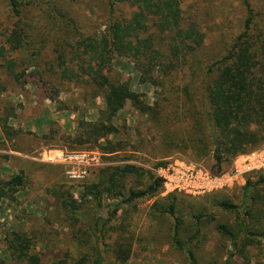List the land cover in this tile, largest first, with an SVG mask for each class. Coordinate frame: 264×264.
<instances>
[{"label":"rangeland","instance_id":"374dc122","mask_svg":"<svg viewBox=\"0 0 264 264\" xmlns=\"http://www.w3.org/2000/svg\"><path fill=\"white\" fill-rule=\"evenodd\" d=\"M249 1L258 28L255 34L258 35L264 30V0ZM24 2H31L25 12L33 21L41 15L54 14L51 12L55 10L68 11L80 24L84 38L102 35L107 28V0H41L39 5L34 0ZM180 2L184 24H195L206 37V60L221 54L224 47L243 31L246 20L243 0ZM120 11L126 17L132 14L128 6L121 7ZM13 21L7 2L0 0V45L6 44L7 31ZM63 53L65 63L77 69L73 52L68 48ZM12 58L19 64L16 72L22 74V79L17 82L16 77L7 72L5 63L0 61V175L9 180L25 169L31 179L29 186L14 200L0 205V264H19L8 257L10 238L15 231L25 232L36 239V250L44 264H52L54 259L55 263L62 260L72 245L69 238L72 232L59 198L63 194L68 201H85V186L96 181L98 172L105 166L129 164L145 170L146 176L129 178L135 190H144L151 182L160 179L159 169L169 164L180 170H205L218 177L231 174L235 159L225 167L224 172L215 174V163L210 156L199 158L190 151L172 153L163 144L159 145L161 138L150 117L141 114L137 105L129 101L120 107L117 118L112 121L120 131L119 136L103 135L101 138L102 144L108 138L126 147L111 161L99 150L81 148L72 151L62 145L64 141L56 143L43 139L48 134L34 133L41 132L40 125L74 138L80 121H98L100 111L105 109L103 99L95 95L93 86L61 79V60L52 48L42 49L41 56L36 60L38 70L29 65L26 58L22 59L21 53H10L8 59ZM141 68L144 73L125 53H120L108 64L107 74L112 83L127 85L147 105L161 103L162 90L156 87L154 80L162 76L161 72H149L145 65ZM147 72L153 79H149ZM40 76L47 87L40 82ZM48 98L54 100L46 102ZM3 124L19 135L10 141L4 134ZM18 151L22 155L20 158L11 156L9 161L3 158L9 156L4 153ZM248 181L253 188L247 198ZM224 202L236 206L238 210L224 211L220 207ZM172 203L176 204L178 222L176 218L162 213ZM91 213L95 214L93 207ZM97 217L110 230L105 239L107 244L121 238L132 245V256L126 264H191L187 253L176 246L174 238L194 253L197 264H226L228 260L230 264H264V183H260L258 175L230 180L220 191L197 196L175 192L172 187L167 189L163 184L159 194L130 205L104 195L95 219ZM222 226L236 236L222 235ZM52 231L62 236L59 243L61 251L56 247L48 249L43 244ZM251 233L255 236L252 237ZM194 236L196 238L191 241ZM244 237L253 242L247 247L246 256L238 251ZM236 238L239 241L237 249L233 247ZM104 257L107 264H121L113 263L110 253H105Z\"/></svg>","mask_w":264,"mask_h":264},{"label":"trees","instance_id":"16d2710c","mask_svg":"<svg viewBox=\"0 0 264 264\" xmlns=\"http://www.w3.org/2000/svg\"><path fill=\"white\" fill-rule=\"evenodd\" d=\"M5 1L14 19L7 31L6 44L0 45V61L5 63L7 72L16 77L17 82L22 79V74L16 72L19 70L17 60L8 59L10 53H21L22 59L26 58L27 63L38 70L36 60L41 56L42 49L52 48L61 60V79L93 86L95 95L101 96L105 105L98 121L78 123L74 138L60 135L52 129L43 139L56 143L64 141L62 145L72 151L81 148L99 150L111 161L126 147L108 138L102 144L101 138L103 135L119 136L120 131L112 121L117 118L120 107L129 101L137 105L141 114L150 117L161 138L159 145L163 144L172 153L190 151L199 158L210 156L215 163V174L224 172L225 167L238 156L263 147L264 30L255 34L258 28L249 0H243L246 11L243 31L224 47L221 54L207 60L204 51L206 37L195 24H184L180 0H107L109 20L105 32L87 38H84L78 21L66 10H55L51 12L54 14L41 15L33 21L25 12L31 2ZM34 1L39 5L41 0ZM123 6L132 9L129 17L120 11ZM68 48L75 56L77 69L65 63L63 52ZM120 53L132 59L142 73V65L147 66L149 72H161L162 76L154 79L156 87L162 90L161 103L149 106L127 85L112 83L107 74L108 64ZM39 79L44 82L41 76ZM149 79L153 78L150 76ZM42 84L46 86L45 82ZM3 131L10 141L19 135L7 124H3ZM3 158L10 159L9 156ZM146 175L145 170L134 165L105 166L98 172L96 181L85 186V201H68L67 196L62 194L59 201L72 232L69 237L72 245L62 260L55 263L54 259L52 264H107L105 253H110L113 263H128L132 245L121 238L107 244L105 239L110 230L101 218H95L104 195L130 205L159 194L163 185L160 179L151 182L144 190H135L130 185V177L142 178ZM258 176L260 183H264V175ZM30 179L25 169L9 180L0 175V205L14 200L29 186ZM252 188V183L248 181L247 198ZM220 207L224 211L238 210L225 202ZM162 213L176 218V204L172 203ZM220 232L236 236L223 226ZM250 235L255 236L254 233ZM61 239L59 232L52 231L43 244L48 249L56 247L61 251ZM244 241L238 251L246 256L245 251L253 242L247 237ZM174 242L187 253L191 264H197L189 248L176 238ZM238 242L236 238L233 243L235 249L239 246ZM37 244L36 239L27 233L15 231L10 238L8 257L19 264H44L37 253Z\"/></svg>","mask_w":264,"mask_h":264},{"label":"built area","instance_id":"2783aa9c","mask_svg":"<svg viewBox=\"0 0 264 264\" xmlns=\"http://www.w3.org/2000/svg\"><path fill=\"white\" fill-rule=\"evenodd\" d=\"M159 174L167 189L172 187L175 192L193 196L211 194L222 190L230 180L264 175V146L238 156L229 175L218 177L200 169L180 170L171 164L161 167Z\"/></svg>","mask_w":264,"mask_h":264},{"label":"crops","instance_id":"0c3cea01","mask_svg":"<svg viewBox=\"0 0 264 264\" xmlns=\"http://www.w3.org/2000/svg\"><path fill=\"white\" fill-rule=\"evenodd\" d=\"M46 102H49V103H51L48 99H46ZM46 105V104H45ZM50 129L52 130V128L51 127H46V128H44L43 127V125H40L39 126V131H41V132H38V131H35L34 133L35 134H37V135H45V134H49V132H50ZM63 131V130H62ZM64 132V131H63ZM19 151H20V149H19ZM18 151V153H16V152H9V153H4L3 155H9V157H10V160H11V156H16V157H18L19 156V158L22 156L21 154H20V152ZM16 160H19L18 158H15ZM9 161V160H8ZM4 166V165H3Z\"/></svg>","mask_w":264,"mask_h":264}]
</instances>
